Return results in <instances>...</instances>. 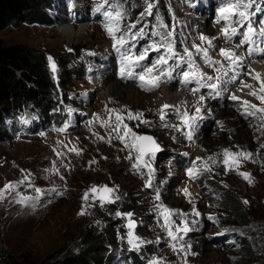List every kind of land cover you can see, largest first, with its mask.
<instances>
[{
	"label": "rangeland",
	"instance_id": "374dc122",
	"mask_svg": "<svg viewBox=\"0 0 264 264\" xmlns=\"http://www.w3.org/2000/svg\"><path fill=\"white\" fill-rule=\"evenodd\" d=\"M98 2L57 0L48 23L16 22L0 30V40L4 44L21 43L42 52L54 78L69 73L63 77L66 85L59 89L70 101L63 106L67 117L60 128L32 126L30 123L29 126L28 119L22 114L12 115L6 120L12 130L7 128L6 136L0 139V189H5L10 182L24 181L11 190H4L2 196L4 200L18 198L19 201L22 196L36 198L28 200L20 210L22 217L18 216L26 225L27 214L33 212L36 221L33 231L36 234L34 242L27 245L12 242L0 233V264H59V258L78 252L91 237L103 238L111 252L108 264H136L131 263L127 256L130 252L142 256L143 247L147 245L150 252L142 264H148L153 257L161 258V264H264V114H242V101L264 106L250 95L252 91L261 94L260 82L254 78L255 73L249 64L254 61L248 57L244 71L248 70L249 76L240 86L247 93L243 94L238 86L236 88L232 84L221 85L225 89L221 90L223 97L220 100L204 96L205 99L200 101L201 94L196 93L194 104L189 102L182 107H170L165 110L162 120V106L153 105L152 97L160 86L148 91L140 87L138 79L126 78L124 81L117 75L119 54L113 49V41L103 27L102 15L95 12ZM151 2L155 5L153 14L141 20L140 14L146 7L144 0L137 4L131 1L127 4L129 8L125 5L127 1L121 0L122 9L126 12L125 22L139 21L132 31L143 29L147 33L131 41L135 45L132 50L137 54L154 41H159L153 33L171 29L174 31L175 50L179 53H183L185 47L194 52L192 45L202 44L199 37L204 34L220 37L213 41L214 48L209 50V54L221 61L225 69L228 68L227 61L219 49H235L237 55L244 57L243 49L237 48L235 43H227L220 32L212 35L207 32L214 27L220 30L223 26L215 23L220 0ZM78 5L85 8V16L80 13ZM204 11L215 14V17L209 18ZM58 14L65 15V21H60ZM80 16H84L81 21ZM157 17L168 25L167 29L158 27L160 20ZM201 18L205 21L202 27L195 23ZM64 25L73 31L80 25L85 28L77 37L69 39L61 30ZM160 54L150 53L144 64L148 62L146 65L151 66ZM48 57H52L56 64L55 72ZM197 59L196 64L208 75H220L215 71L219 65L209 67L202 58ZM172 63L169 61L170 65ZM115 80L121 81L123 87L110 96ZM162 83L163 79L160 85ZM134 88L137 92L133 91ZM233 94L243 97L233 101ZM208 96L216 95L209 89ZM197 106L203 118L197 121L189 140L186 136L189 129L183 125L176 109L193 114ZM123 107L145 109L134 113H142V119L149 123L127 119V115L120 114ZM110 109H116L124 117L122 124H127L138 134H151L160 145L161 150L154 157L144 158L154 169L152 187L146 186L148 169L133 167L137 163V153L126 148L112 131L116 126L117 113H111ZM105 124L110 126H103ZM165 125H175L180 130ZM73 148L80 150L78 155L69 151ZM224 149L252 155L248 159L241 158L238 168L227 170L222 162ZM130 151L131 159L128 158ZM211 156H215V163L208 160ZM197 157L202 159L197 160ZM194 164L197 168L207 164L211 170L192 179L187 170ZM239 173H249L251 183ZM28 174L34 187H29L24 180ZM93 185L115 189L111 194L113 202L101 205L98 199H92L93 195H98L89 191ZM35 188H40L41 193H37ZM184 189L190 196L185 195ZM217 189L238 199L244 219L235 220L223 211L221 198L215 194ZM157 190L160 200L156 199ZM85 192L89 193L87 201L83 199ZM159 204L188 214L186 218L193 231L188 232L183 241L173 242L167 235L164 219L156 209ZM82 209L84 214L80 215ZM193 209L199 215H194ZM127 213H131V217ZM40 219H43V225H38ZM129 219L135 222L134 236L144 241L139 249L128 243L129 229L126 225ZM172 219L176 225L182 226L179 216L174 215ZM181 243L186 248L191 245L187 254L180 250Z\"/></svg>",
	"mask_w": 264,
	"mask_h": 264
},
{
	"label": "snow or ice",
	"instance_id": "6c2138e0",
	"mask_svg": "<svg viewBox=\"0 0 264 264\" xmlns=\"http://www.w3.org/2000/svg\"><path fill=\"white\" fill-rule=\"evenodd\" d=\"M255 0H220L219 7L217 8V15L215 19V23L223 26L220 28V36L227 39L228 41L233 40V38L239 36L240 44L247 45L251 44L254 47L251 48L249 54L251 55L253 52H264V20L260 21V27L257 28L254 26V21L252 17L254 13L249 11V9L254 4ZM146 5L145 11L140 14L139 19H143L147 15L153 14V8L155 5L151 2V0H144ZM96 13H100L103 17V27L107 33V35L112 39L113 49L119 54L120 59V69L119 74L122 78H136L140 82V87L151 91L160 86L162 79L171 78L173 76V72L176 71L181 65H186V71L182 72L183 82L187 85L192 82H195L198 87L193 88L192 91L195 94L201 88L210 89L211 92L219 96L221 94V85H227L231 83H235L238 80L239 73L236 72V69L241 66L243 57L237 55L235 49L231 48H221L219 49L220 55L224 58L225 61L228 62V68L225 69L224 64L221 61L215 60L209 54V50L214 48L213 41L220 37H208L204 34H201L199 40L202 44H193L192 49L185 47L183 53H179L175 50V41H174V31L168 30L166 32L156 31L152 35H155L159 38L158 42H153L152 44L145 47L142 51L137 54L132 49L135 47L131 41L136 40L138 37H142L147 35L143 31V29H139L136 32H133L132 29H135L137 23H126L125 15L126 12L122 9L121 0H99L97 6L95 8ZM157 19L160 20L159 28L167 29L168 25L164 24L163 20L159 17ZM237 25L239 27H237ZM261 38L260 47H256V38ZM162 53L159 55L158 59L151 66L144 64V61L149 59L150 53ZM202 58L203 63L207 64L209 67L214 65H219L215 69V71L219 72L218 76H210L207 72L199 67L196 64V59ZM50 61V65L52 71H56V64L53 62L52 57H48ZM169 61H173L170 65ZM136 69H140L136 71ZM229 71L233 74L229 76ZM251 74V73H249ZM257 81L260 82V95H257L256 91H252L250 95L255 96L260 102L261 105H264V80L261 79V74L259 72L255 73L254 77ZM211 81H216L215 83ZM243 84V82L241 81ZM243 87L251 88V85H243ZM205 97L201 95L199 97L200 101H203ZM231 99L233 101H238L240 98L236 95H232ZM243 107V115L245 116H256L257 114H264V106H257L255 104H251L249 101H242ZM170 106L164 104L160 110V118L163 120L165 118V110L169 109ZM111 113L116 114V126L112 129L116 134V138L119 139L122 143H124L126 148L130 150H134L136 155L137 163L133 165L134 168L139 170L141 166L148 169L149 179L146 182L147 187H152V176L154 174V169L151 167L149 163L144 159L145 157L152 158L155 156L157 152H159L160 145L156 142L155 138L148 135H141L133 131L132 128L128 127L127 124H122L124 119L116 109H110ZM179 113L180 119L183 122V125L189 129L186 133V136L189 140L192 139V130L197 126V121L201 120L203 117L199 115L201 109L197 107L193 114H189L187 110L182 113L179 109H176ZM142 113H133L129 111L127 113V119L129 120H140V123L147 124L149 121L142 119ZM111 119V117L109 118ZM27 123V121H25ZM103 126H110L105 124ZM67 125L65 126V128ZM165 127H174L179 131L180 128L175 125H165ZM65 129H60V131H64ZM121 132L123 134H121ZM111 135V133H110ZM103 139V137H100ZM69 151H75L76 154H79L80 150L75 148L69 149ZM58 156L62 155L61 153H57ZM223 164L227 170H233L238 168L240 159H248L251 157V153L245 152H232L229 149L223 150ZM129 159L132 158L131 151L129 152ZM201 157H197V160H201ZM212 163L216 162L215 156H211L208 158ZM211 169L204 165L203 168H197L194 164L193 167H190L188 171V175L192 179H197L199 175H201L204 171H210ZM58 172L59 169H56ZM243 176L245 180H248L251 183V175L249 173H239ZM30 174L24 178V180H29ZM24 181H18L16 183H8L5 185V189H0V198H3L2 193L4 190H11L15 188L19 183H23ZM29 187H34L31 183H29ZM37 193H41L40 188L34 189ZM55 191V189H53ZM90 192L98 195H93L92 199H98L101 205L105 203L113 202L112 193L115 189L109 188L107 185L96 186L93 185ZM184 193L186 196H190V193L187 189H184ZM89 193L85 192L83 199L85 201L88 200ZM35 197H25L22 196L20 199V203H25L28 200H34ZM115 199H119L116 197ZM156 199L160 200V194L157 190ZM244 203H248V201H244ZM157 211L164 219V225L167 235L173 242L183 241L184 236L193 231V228L189 226V221L187 220L186 213L180 212L178 210L170 209L163 204H159L156 206ZM80 215L84 214V209L79 213ZM194 215H199L195 209H193ZM117 215H120L119 213ZM128 217H131V213L126 214ZM179 216L181 219V224L176 225L175 220L172 219L173 216ZM209 219H213L209 217ZM192 223H196L193 221ZM175 225V230H173V226ZM129 229L128 232V243L134 249H139L140 245L144 243L139 237L134 236L133 229L135 227V222L129 219L128 224L126 225ZM227 231V230H225ZM222 234V233H221ZM175 250V243L172 245ZM191 248V245L188 244L187 248L183 243L180 244V250L187 254L188 249ZM194 254V253H193ZM148 264H161V258L153 257L148 261Z\"/></svg>",
	"mask_w": 264,
	"mask_h": 264
},
{
	"label": "trees",
	"instance_id": "16d2710c",
	"mask_svg": "<svg viewBox=\"0 0 264 264\" xmlns=\"http://www.w3.org/2000/svg\"><path fill=\"white\" fill-rule=\"evenodd\" d=\"M56 1L0 0V30L16 22L48 23ZM126 1V8H129L128 3L137 4L139 0ZM67 76L69 73L54 78L42 52L25 44H4L0 40V139L7 133L5 118L13 114L24 115L31 125L62 127L67 117L63 106L70 101L59 87L63 89L66 85L63 77ZM215 194L220 196L223 211L229 217L244 219L236 197L227 196L220 189ZM86 241L88 244L78 252L59 258V264H108L111 252L103 238L91 237ZM149 252L147 245L143 247L142 256L130 252L127 257L131 263L142 264Z\"/></svg>",
	"mask_w": 264,
	"mask_h": 264
},
{
	"label": "bare ground",
	"instance_id": "6f19581e",
	"mask_svg": "<svg viewBox=\"0 0 264 264\" xmlns=\"http://www.w3.org/2000/svg\"><path fill=\"white\" fill-rule=\"evenodd\" d=\"M78 8H79V5H78ZM84 9L79 8L80 13L85 16ZM84 16L83 17L80 16L81 18H79V20L81 21L82 19H84ZM57 18L63 22V21H65V18H67V17L63 14H58ZM204 22H205L204 19L201 18L200 20H198L195 23L199 24L202 27ZM84 28H85L84 25H80V26H78L77 30L73 31V30L69 29L67 27V25H64L63 27H61V30L65 35H68V38L70 39V38H73L75 36L77 37V35H79L81 33L82 29H84ZM207 32H208V34L212 35V34H216V33L220 32V30L218 27H214L213 30L207 31ZM237 48H239V47H237ZM243 55H244V52H243ZM258 56L264 57V52H259ZM249 64H250V68L252 69L253 73L259 72L261 74V79L264 80V59H260V60L258 59L252 63L249 62ZM248 69H249V67H248ZM117 75H120V74H117ZM247 76H249L248 70L244 71L243 74L241 75V77H239L238 88L240 91H243L240 88V86L242 85L241 81L244 84L246 82L245 80H246ZM122 79L124 81H126V78H122ZM122 87L123 86L121 84V81L119 82L118 80H115V82L112 83L111 91H112V93H113V91H114V93H116V92L120 91L122 89ZM175 88H176L175 84L170 82L167 85L160 87L157 91L153 92L152 93L153 105L163 106L164 104H167L170 106L182 107V106H185L184 103H186V105H188L189 102H191L190 105H192L197 100L193 93L185 92L182 89H179V92H177V90ZM124 90H126V89H124ZM134 90H136V92H137V89L134 88L133 91ZM167 90H170L171 93H173V95ZM114 93L109 94V95L112 96V95H114ZM242 93L245 94L247 92L243 91ZM105 94H107V93H105ZM233 95H235V94H233ZM141 96H142V94H141ZM237 97H239V96H237ZM242 97H243V95H241V97H239V98H242ZM133 99L134 98H132V100ZM141 101H143V100H141ZM139 110H145V109H141V108L140 109H138V108L137 109H131L129 107H123V111L120 114L121 115H127V113L129 111L134 113V112L139 111ZM124 122H125V120L122 121V123H124ZM26 181L28 184L30 183V179L26 180ZM23 206L24 207L26 206V202L20 203L18 198H16V199L12 198L11 200L10 199L4 200L3 198H0V233H1V235H3V237H5L6 239L9 238L12 242H16L18 244L27 243V245H28L31 242H34L33 238H34L36 233H34L33 230H34V224L36 223V221L33 219L34 218L33 212H29L26 216V219H27L26 225H23L24 219L21 220V218L18 217V216H21V214H22V212H20V210L22 209ZM42 221H43V219L38 220V225L42 224ZM27 241H29V242H27Z\"/></svg>",
	"mask_w": 264,
	"mask_h": 264
},
{
	"label": "water",
	"instance_id": "95a60500",
	"mask_svg": "<svg viewBox=\"0 0 264 264\" xmlns=\"http://www.w3.org/2000/svg\"><path fill=\"white\" fill-rule=\"evenodd\" d=\"M142 135L152 136L151 134H148V133H143ZM152 137H153V136H152Z\"/></svg>",
	"mask_w": 264,
	"mask_h": 264
},
{
	"label": "built area",
	"instance_id": "2783aa9c",
	"mask_svg": "<svg viewBox=\"0 0 264 264\" xmlns=\"http://www.w3.org/2000/svg\"><path fill=\"white\" fill-rule=\"evenodd\" d=\"M16 116V115H15ZM6 117V116H5ZM8 117H6L5 119H7ZM9 124V123H8Z\"/></svg>",
	"mask_w": 264,
	"mask_h": 264
}]
</instances>
